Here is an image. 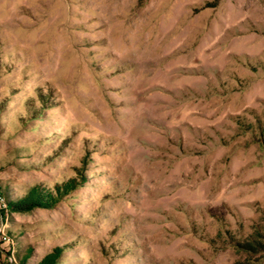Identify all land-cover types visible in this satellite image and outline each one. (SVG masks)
Returning a JSON list of instances; mask_svg holds the SVG:
<instances>
[{"label": "rangeland", "instance_id": "374dc122", "mask_svg": "<svg viewBox=\"0 0 264 264\" xmlns=\"http://www.w3.org/2000/svg\"><path fill=\"white\" fill-rule=\"evenodd\" d=\"M0 264H264V0H0Z\"/></svg>", "mask_w": 264, "mask_h": 264}, {"label": "built area", "instance_id": "2783aa9c", "mask_svg": "<svg viewBox=\"0 0 264 264\" xmlns=\"http://www.w3.org/2000/svg\"><path fill=\"white\" fill-rule=\"evenodd\" d=\"M8 209V202L4 194L0 190V213Z\"/></svg>", "mask_w": 264, "mask_h": 264}]
</instances>
